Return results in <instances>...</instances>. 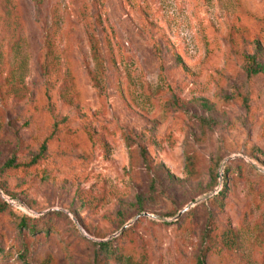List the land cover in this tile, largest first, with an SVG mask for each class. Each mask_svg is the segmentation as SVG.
I'll use <instances>...</instances> for the list:
<instances>
[{"label":"rangeland","instance_id":"374dc122","mask_svg":"<svg viewBox=\"0 0 264 264\" xmlns=\"http://www.w3.org/2000/svg\"><path fill=\"white\" fill-rule=\"evenodd\" d=\"M97 15L103 94L91 80ZM48 34L55 109L44 97ZM254 54L264 64V0H0V83L23 85L0 99V168L38 155L55 124L97 138L85 150L53 140L32 169L0 175V264H127L98 254L116 238L146 264H198L208 246L206 264H264ZM217 175L227 177L222 207L209 201Z\"/></svg>","mask_w":264,"mask_h":264},{"label":"trees","instance_id":"16d2710c","mask_svg":"<svg viewBox=\"0 0 264 264\" xmlns=\"http://www.w3.org/2000/svg\"><path fill=\"white\" fill-rule=\"evenodd\" d=\"M91 25L90 28L92 29V32H90V43H91V49L93 56L95 58V61L99 68V73L92 74L91 80L94 85V87L98 90L100 94H103V88L99 84V74L104 73L105 76V66L108 64L107 60V54H105L103 43L101 38L96 34L97 26L100 25L101 18L97 15L96 17L92 18L90 21ZM257 46H260V42L257 41ZM54 47L53 42L51 40V36L48 34L45 39V46H44V63H43V74L46 80V84L44 86V97L46 100V106L49 109H55L56 108V102H54V93L56 84L51 77V74L55 67V60H54ZM257 54H254V56L248 57L249 65L248 69L249 72L252 75H258L260 73H264V64L257 61ZM104 68V69H103ZM103 70V71H102ZM18 80V79H17ZM11 81L13 83L11 86H8V82L6 83H0V99L4 104L7 103L8 98L12 95L11 93L14 91L15 87L20 88L23 85L21 82L18 81ZM11 94V95H10ZM17 95V94H15ZM17 97V96H15ZM61 141L71 147L74 148H81L86 149L89 148V146L92 147V145L95 144L97 141L96 133L93 131L88 125L85 126L83 129H72L70 127H64L60 126L58 124H55L50 136L44 140V142L41 145L40 153L33 157L31 160L27 162H20L17 163L15 159L8 160L6 164L0 168V175H12L15 173H24L28 171L29 169H32L36 165L40 163L41 160H43L46 156V152L49 148V145L52 146L54 144V141ZM187 168L188 172L192 177H197V168H196V160L195 155H187ZM227 169L225 168V175H226ZM215 183L217 186H215L214 191L211 192L212 196L209 198L210 202H214L216 200H220V207L223 206V202L226 199L227 195V177L225 176H219L217 175L215 178ZM219 188V189H218ZM0 189H3L0 185ZM215 192V195H214ZM137 203L139 205L143 204L142 198H137ZM190 210V209H189ZM29 221V218L27 216H23L19 221L20 227H28L27 223ZM29 228V227H28ZM32 233H35L36 231L32 228H29ZM227 237L230 240L234 239V234L232 229H227ZM128 233V230L124 231V235ZM117 239L102 241L98 243V254L109 257L113 261L119 262L124 260L127 264H146V258L143 254H141L139 257L136 256V254L129 253L128 255L125 254V252L121 249L115 248L114 244L117 242ZM209 239V231H207L204 234V240L207 242ZM209 251V246L206 247V249L201 253V256L198 259V264H206V255ZM25 264H29L28 262H25ZM41 264H48V260L46 259Z\"/></svg>","mask_w":264,"mask_h":264},{"label":"water","instance_id":"95a60500","mask_svg":"<svg viewBox=\"0 0 264 264\" xmlns=\"http://www.w3.org/2000/svg\"><path fill=\"white\" fill-rule=\"evenodd\" d=\"M192 207V204L188 205L181 213L180 215H182L183 213H185L186 211H188L190 208Z\"/></svg>","mask_w":264,"mask_h":264}]
</instances>
